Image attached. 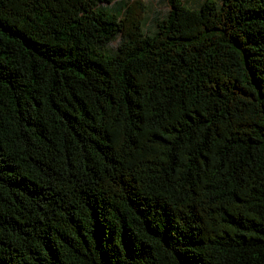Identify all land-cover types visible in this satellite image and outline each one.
I'll use <instances>...</instances> for the list:
<instances>
[{
	"label": "trees",
	"instance_id": "obj_1",
	"mask_svg": "<svg viewBox=\"0 0 264 264\" xmlns=\"http://www.w3.org/2000/svg\"><path fill=\"white\" fill-rule=\"evenodd\" d=\"M168 3L0 0V264H264V0Z\"/></svg>",
	"mask_w": 264,
	"mask_h": 264
},
{
	"label": "rangeland",
	"instance_id": "obj_2",
	"mask_svg": "<svg viewBox=\"0 0 264 264\" xmlns=\"http://www.w3.org/2000/svg\"><path fill=\"white\" fill-rule=\"evenodd\" d=\"M147 9V15H146V31L149 33H152L156 30V19H160L162 16H165L170 9V5L168 3L169 0H142ZM183 3L194 9H199L201 3L204 0H182ZM218 3H221L222 0H215ZM105 4V3H102ZM106 5V4H105ZM119 38H116L111 43L108 44V48L111 50H114L116 48V45L119 43Z\"/></svg>",
	"mask_w": 264,
	"mask_h": 264
}]
</instances>
